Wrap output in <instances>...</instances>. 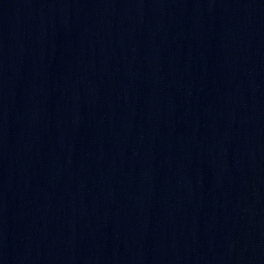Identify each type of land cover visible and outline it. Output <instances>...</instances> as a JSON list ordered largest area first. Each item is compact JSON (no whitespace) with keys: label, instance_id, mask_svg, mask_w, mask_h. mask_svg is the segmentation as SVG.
Returning <instances> with one entry per match:
<instances>
[{"label":"water","instance_id":"obj_1","mask_svg":"<svg viewBox=\"0 0 264 264\" xmlns=\"http://www.w3.org/2000/svg\"><path fill=\"white\" fill-rule=\"evenodd\" d=\"M0 264H264V0H0Z\"/></svg>","mask_w":264,"mask_h":264}]
</instances>
